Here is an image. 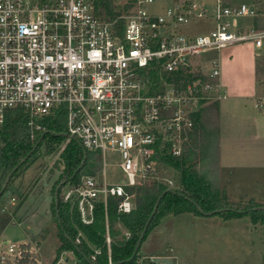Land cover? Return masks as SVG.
<instances>
[{
  "label": "built area",
  "instance_id": "2783aa9c",
  "mask_svg": "<svg viewBox=\"0 0 264 264\" xmlns=\"http://www.w3.org/2000/svg\"><path fill=\"white\" fill-rule=\"evenodd\" d=\"M94 2L0 0V128L8 111L21 109L30 115L31 132L46 130V119L62 121L69 140L101 153V176L85 174L66 184L62 198L83 225L94 224L104 206L108 264H113L109 201L118 199V214H129L144 183L173 187L161 175L166 160L184 155L199 107L226 97L220 61L204 54L253 42L256 55H264V27L254 23L255 3L217 0L210 12L196 0H178L151 12L155 0H135L122 15L104 20ZM198 19H212L214 27L183 32ZM242 19L253 24L242 26ZM107 153L118 155L114 165L126 182L109 181ZM75 227L81 237L84 231ZM20 247L10 243L6 252L22 258ZM92 248L96 260L103 249ZM170 251L134 264H194L173 247Z\"/></svg>",
  "mask_w": 264,
  "mask_h": 264
},
{
  "label": "rangeland",
  "instance_id": "374dc122",
  "mask_svg": "<svg viewBox=\"0 0 264 264\" xmlns=\"http://www.w3.org/2000/svg\"><path fill=\"white\" fill-rule=\"evenodd\" d=\"M112 1L114 5L131 3L132 6L135 2ZM174 1L155 0L150 11L159 12L173 5ZM196 1L209 4V11L213 12L217 0ZM227 1L229 4L255 3L259 14L254 23L264 27V0ZM98 11L103 18L104 10L100 8ZM214 24L212 19L193 20L183 27V32H204L213 28ZM239 24L250 26L253 23L250 19H242ZM256 51L253 42H246L204 54L209 61H220L221 83L226 97L199 107L195 120L196 135L187 143L183 155L186 156L187 166L196 164L199 179L209 186L214 195L238 208H245L251 201L264 206V59L257 58ZM215 104L219 105L218 111L214 110ZM220 126L225 133L224 162L220 156ZM201 130H204V140H201ZM25 131L26 127L21 125L13 132V137L19 139ZM4 138L5 135H0V147ZM69 141L62 142L50 154L42 147L6 188L0 199V235L10 227L0 237V264H14L20 259L6 252L10 243L18 244L20 248H23L22 244H29L37 264H57L61 260L62 264L80 262L74 251L63 249L64 241L52 205L58 187L56 182L65 170L61 153ZM191 152H196V160L190 159ZM106 157L109 181L126 182L125 174L114 165L118 155L107 153ZM89 165L81 175L97 173L100 177L103 164L95 172H92L93 160ZM3 170L4 165L0 162V176ZM161 175L174 182L170 188L184 189L181 168L166 163ZM157 182L149 181L142 186H152ZM63 190L60 191L61 198ZM75 220L81 230V224L77 218ZM161 224L163 228L155 231ZM157 227L143 243L136 261L142 260L145 255L171 254L170 248L173 247L177 255L194 264H264V222H255L250 214L230 217L227 214L183 212L162 217ZM115 230L116 234L110 231L109 234L116 241L129 232L121 222L116 223ZM81 237L86 239L85 233ZM25 241L28 243H23Z\"/></svg>",
  "mask_w": 264,
  "mask_h": 264
},
{
  "label": "trees",
  "instance_id": "16d2710c",
  "mask_svg": "<svg viewBox=\"0 0 264 264\" xmlns=\"http://www.w3.org/2000/svg\"><path fill=\"white\" fill-rule=\"evenodd\" d=\"M94 1L96 13L99 17L102 15L98 9L102 8L104 10V17H101L104 20H113L132 8L131 3L121 6L114 5L112 0ZM213 106L214 110H219L218 104ZM29 120L30 115L23 110H10L6 114L4 126L0 128V135H5L4 144L0 147V162L4 165V170L0 176V190L13 168L29 153L32 152L26 162L14 172L7 188L19 176L22 168L40 152L42 147H45V152L50 154L62 142L69 140L65 134L66 129L62 121L57 122L54 119H46L42 121L46 126V130L31 132L28 124ZM21 125L26 127V131L19 139H15L13 132L19 129ZM203 133L204 130H201V140L205 139ZM194 135H196V132ZM191 153L190 159L196 160V152ZM61 157L65 163V170L56 182L58 186L65 181L68 184L79 180L82 172L90 166V160H93L94 163L92 172L102 167L101 153L86 151L76 139H70L62 151ZM185 157L169 158L166 160L167 164L177 169L181 168L184 189L170 188L163 183L138 187L136 189V208L131 213L123 215L118 214L117 211L118 199L113 198L109 201L107 209L109 231L116 234L115 225L117 222H121L131 233L129 238L124 237L117 241L113 239L111 243V260L113 264H134L149 234L159 225L162 217L170 214L195 212L197 214L209 215L220 210L216 214H227L230 217H243L250 214L253 216L255 222H264L263 205H257L251 201L245 208H238L232 206L229 201L214 195L209 186L199 179L196 164L193 163L192 166H187ZM84 160L85 163L83 164ZM61 189L54 196L52 205L54 216L60 227V235L64 241L63 249L74 251L80 258L78 264H108L109 253L106 246L107 218L104 206H99L97 209L94 224H81V229L86 235V239H83L79 237V231L75 227L76 217L72 218L69 206L61 198ZM161 195L162 198L159 201L157 212L152 217L148 229L144 231ZM140 242L141 245L139 246ZM90 244L103 249L102 255L98 256L96 260L92 259L94 250ZM22 246V258L18 259L14 264H37L34 255L30 253L29 244L27 246L26 244H22ZM60 253L61 250L57 254L58 258Z\"/></svg>",
  "mask_w": 264,
  "mask_h": 264
},
{
  "label": "water",
  "instance_id": "95a60500",
  "mask_svg": "<svg viewBox=\"0 0 264 264\" xmlns=\"http://www.w3.org/2000/svg\"><path fill=\"white\" fill-rule=\"evenodd\" d=\"M32 154V152L31 153H29L24 159H22L14 168H13V170L10 172V174L7 176V178H6V180H5V182H4V184H3V186H2V188H1V190H0V198L3 196V194H4V192H5V190H6V188H7V186H8V184H9V182H10V179H11V177H12V175L14 174V172H16L25 162H26V160L28 159V157L30 156ZM85 163V160L83 161V164ZM67 182L65 181V182H63L62 184H60L58 187H57V189H56V195L58 194V192H59V190L62 188V186H64L65 184H66ZM161 198H162V195L159 197V200H158V202L156 203V205H155V208H154V210H153V212H152V214H151V217H150V219H149V221L147 222V224H146V226H145V229H144V231H146L147 229H148V226H149V224H150V221H151V219H152V217L156 214V212H157V209H158V207H159V201L161 200ZM216 212H220V210L219 211H216ZM216 212H213V213H216ZM212 213V214H213ZM143 235H144V233L142 234V237H141V241H142V239H143ZM141 245V242L139 243V246Z\"/></svg>",
  "mask_w": 264,
  "mask_h": 264
},
{
  "label": "crops",
  "instance_id": "0c3cea01",
  "mask_svg": "<svg viewBox=\"0 0 264 264\" xmlns=\"http://www.w3.org/2000/svg\"><path fill=\"white\" fill-rule=\"evenodd\" d=\"M175 1H177V0H175ZM174 1V2H175ZM202 5L204 6V7H206L207 9H209L210 10V6H209V4H206V3H202ZM257 52V51H256ZM263 54V53H262ZM257 57V56H256ZM259 57H261V59H264V55H261V56H258L257 58H259ZM264 65V64H263ZM258 79V82H259V78H257ZM264 80V79H263ZM261 81H262V79H261ZM263 99H264V97H262ZM257 107V106H256ZM262 107H264V104H263V106ZM259 108V107H258ZM221 112V111H220ZM220 116H221V114H220ZM223 133V134H222ZM224 135H225V133H224V130H222V128H221V126H220V132H219V142H220V156H221V160H222V162H224V157H225V150H224ZM26 175H27V172H26ZM26 177V176H25ZM25 177L23 178V180L25 179ZM20 181H22L21 179H20ZM10 226H8L4 231H3V233L5 232V231H7V229L9 228ZM162 229L163 228V224H161L159 227H157L156 228V230L155 231H158V229ZM2 233V234H3ZM2 234L0 235V237L2 236ZM23 243H28L27 241H25V242H23ZM15 244V243H14ZM16 245H18V244H16ZM145 256H148V255H145Z\"/></svg>",
  "mask_w": 264,
  "mask_h": 264
}]
</instances>
